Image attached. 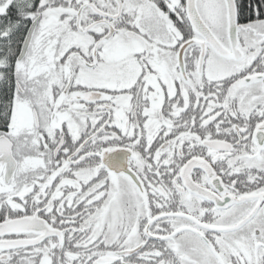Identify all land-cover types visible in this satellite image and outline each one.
<instances>
[{"label": "snow or ice", "instance_id": "1", "mask_svg": "<svg viewBox=\"0 0 264 264\" xmlns=\"http://www.w3.org/2000/svg\"><path fill=\"white\" fill-rule=\"evenodd\" d=\"M0 264H264V0H0Z\"/></svg>", "mask_w": 264, "mask_h": 264}]
</instances>
